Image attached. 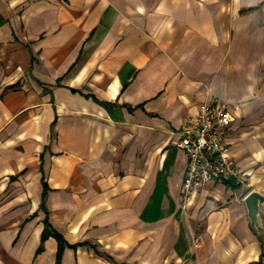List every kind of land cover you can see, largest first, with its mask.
<instances>
[{
    "label": "crops",
    "instance_id": "0c3cea01",
    "mask_svg": "<svg viewBox=\"0 0 264 264\" xmlns=\"http://www.w3.org/2000/svg\"><path fill=\"white\" fill-rule=\"evenodd\" d=\"M214 97L245 176L182 208L180 128ZM252 190L264 0H0V264H264Z\"/></svg>",
    "mask_w": 264,
    "mask_h": 264
},
{
    "label": "built area",
    "instance_id": "2783aa9c",
    "mask_svg": "<svg viewBox=\"0 0 264 264\" xmlns=\"http://www.w3.org/2000/svg\"><path fill=\"white\" fill-rule=\"evenodd\" d=\"M230 104L219 98L203 101L196 115L188 116L180 128L178 146L186 153L180 186L181 207L186 208L208 182L245 174L236 165L227 137L230 133Z\"/></svg>",
    "mask_w": 264,
    "mask_h": 264
},
{
    "label": "water",
    "instance_id": "95a60500",
    "mask_svg": "<svg viewBox=\"0 0 264 264\" xmlns=\"http://www.w3.org/2000/svg\"><path fill=\"white\" fill-rule=\"evenodd\" d=\"M247 207V213L250 218V225L254 231H257L260 222L259 207L264 202V194L257 190H252L244 199Z\"/></svg>",
    "mask_w": 264,
    "mask_h": 264
},
{
    "label": "trees",
    "instance_id": "16d2710c",
    "mask_svg": "<svg viewBox=\"0 0 264 264\" xmlns=\"http://www.w3.org/2000/svg\"><path fill=\"white\" fill-rule=\"evenodd\" d=\"M50 235H53L57 238L58 240V243H59V248H58V252H57V263H59L60 261V257H61V254H62V249L65 245V241H64V238L62 237V235H60L59 233L55 232L50 223L46 220L45 222V228L43 230V233H42V241L45 240L48 236Z\"/></svg>",
    "mask_w": 264,
    "mask_h": 264
}]
</instances>
